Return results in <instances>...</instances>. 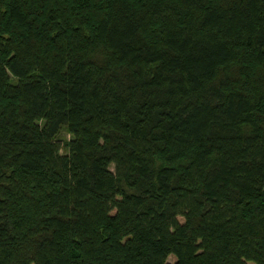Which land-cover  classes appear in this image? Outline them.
Here are the masks:
<instances>
[{
	"label": "trees",
	"instance_id": "16d2710c",
	"mask_svg": "<svg viewBox=\"0 0 264 264\" xmlns=\"http://www.w3.org/2000/svg\"><path fill=\"white\" fill-rule=\"evenodd\" d=\"M169 255L264 264V0H0V264Z\"/></svg>",
	"mask_w": 264,
	"mask_h": 264
},
{
	"label": "rangeland",
	"instance_id": "374dc122",
	"mask_svg": "<svg viewBox=\"0 0 264 264\" xmlns=\"http://www.w3.org/2000/svg\"><path fill=\"white\" fill-rule=\"evenodd\" d=\"M70 138H71V135L67 131L62 129L60 134H59V137H58L59 143L62 147V150H61L62 153L66 152V147H67V144H68V141L70 140ZM111 169H113V166H111ZM167 262L169 264H175L176 259L173 255H169L167 257Z\"/></svg>",
	"mask_w": 264,
	"mask_h": 264
}]
</instances>
